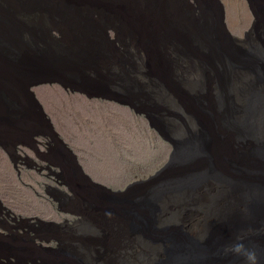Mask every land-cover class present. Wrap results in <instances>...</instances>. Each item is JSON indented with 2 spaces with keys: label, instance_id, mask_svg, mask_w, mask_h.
<instances>
[{
  "label": "water",
  "instance_id": "1",
  "mask_svg": "<svg viewBox=\"0 0 264 264\" xmlns=\"http://www.w3.org/2000/svg\"><path fill=\"white\" fill-rule=\"evenodd\" d=\"M193 1L197 8L192 0H0V148L25 146L36 125L53 127L33 91L47 84L81 93L94 86L129 100L124 104L146 114L173 148L156 175L125 191L107 190L110 195H103L98 207L94 189L88 186L89 195L79 191V209L120 210L129 235L147 250L115 264H244L242 257L222 251L238 235L264 264V0H246L254 21L243 37L230 32L221 0ZM131 40L138 42L130 46ZM149 51L154 56L145 63ZM107 59L114 60L110 68L104 66ZM76 63L86 67L77 72L82 79L67 77ZM118 67L125 71L111 86L91 78L116 75ZM183 86L201 92H183L182 104L176 91ZM141 105L154 110L139 111ZM168 106L189 109L188 115H177L172 130L156 116ZM233 142L242 148L235 147L239 162L223 156L224 150L233 152ZM77 168L93 187L102 188ZM140 186L150 188L139 189V197L129 202L128 191ZM228 203L237 219L228 217L232 225L214 237ZM4 211L0 200V214ZM66 233L80 236L73 241L81 243L59 240L54 251L47 249L50 255L40 257L42 264H96L97 226L80 223ZM1 238L0 264L39 258L29 247L9 246Z\"/></svg>",
  "mask_w": 264,
  "mask_h": 264
},
{
  "label": "rangeland",
  "instance_id": "2",
  "mask_svg": "<svg viewBox=\"0 0 264 264\" xmlns=\"http://www.w3.org/2000/svg\"><path fill=\"white\" fill-rule=\"evenodd\" d=\"M221 1L225 6L226 23L230 32L237 37H243L254 21L248 2L246 0ZM192 3L197 8L193 0ZM131 24L134 27H142L139 21H134ZM110 34L114 39V34ZM134 41L135 44L138 42ZM134 41L131 40L129 45H134L132 44ZM116 45L121 48L118 43ZM152 55L154 56L149 51L147 57H144L145 63H147V60L151 62L150 57ZM107 60L104 66L105 68H110L114 60ZM86 64L88 63H83V66ZM74 65L73 70L67 72V77L70 75L74 78L79 77L82 79L83 76L77 72L81 73L86 67H78L81 66L78 63ZM144 66L143 70L147 73L149 71L148 67ZM116 71H118L116 75L106 73L101 77H94L93 75L94 78H91L95 79L99 84L111 86V82L119 79L125 69L118 67ZM181 89L176 91V97L182 104L186 102L185 98H182L183 92L188 94V96H192V93L196 95L197 91L201 92L200 89L196 92H191L188 86H183ZM119 90L121 91L122 89ZM83 91L84 93L77 90L73 92L72 89L67 88L66 90L57 84H47L34 89L38 101L44 108L47 117L50 118L54 131L62 142L60 149L62 151L68 150L71 153L70 155L77 159V164L80 165L83 172L102 187H93L80 173L79 175L76 174L78 177L75 176L73 178L72 170H68L67 172L70 171L74 179L75 186L72 188L73 191L75 193L80 191L82 194L88 191L85 194L89 195L91 190L88 186H90L94 189L92 194L96 198L99 197L96 200L98 207L101 203L100 198L103 195H110L107 190L112 192L125 191L129 185L138 181H147L150 177L156 175L169 162L173 148L160 136L156 129L151 127L146 114L138 113L135 108L124 104L129 100L119 98L108 91H102L94 86L83 89ZM137 109L139 111L154 110L144 105ZM177 109L168 106L167 113L156 114L161 123L169 130L173 129V122L178 120L179 117L177 115H180V113L184 116L188 115L185 111L189 109L185 110L181 109V107L179 111ZM190 110L196 113L197 118H201L199 115L201 110L198 107L191 104ZM186 134L184 133V135ZM32 138L30 137V141ZM235 147L237 146L233 142V152L224 150L223 156L226 155L227 159L239 162L238 150ZM237 148L241 147L238 146ZM8 155L4 152V149L0 148V200L8 210L14 213L13 219L18 223H33L40 227L41 230L40 233L36 234L24 224V227L13 229V233H10L0 224L2 241L9 246L29 247V253L39 257L34 261L28 259L27 264H42L40 257L50 255L51 253L47 249L54 251L58 247L59 240H62L68 246L71 245L68 241L72 245L81 243L73 241L75 239L80 240V236L66 233L73 226H71L72 222L67 221L65 223V220H71L72 217L57 209L56 203L58 202H55L54 205L45 198L47 196L44 192L45 184L59 187L65 192L63 196L68 194L74 196V193L67 192L57 182L52 183L48 179L40 177L35 171L24 169L21 170V173L17 172ZM63 173L65 172L63 171ZM58 182L63 183L64 180L58 179ZM141 188L146 191L150 187L140 186L128 191L130 193L128 195L129 202L139 197V189ZM230 196L233 198V194ZM118 197L120 196L116 198ZM116 198L115 200H117ZM232 198L229 200H232ZM61 200L64 201V198L61 197ZM203 200L206 201L207 198L204 197ZM67 205H72V203ZM228 206L230 210L226 214L223 224L215 228L214 237L222 235L220 233L221 227L232 225L229 223L228 217L231 220L237 219L235 206L231 208L229 203ZM110 207L112 208L111 212H107L108 210L105 209V211L98 210L91 213L82 208L80 215L76 216V219L78 218L79 220L76 221L75 225L89 222L93 226H97L99 230V234L97 233L94 236V242L92 243L93 246L95 245L93 256H95L96 264H115L117 259L124 255L130 254L135 258L138 255H142V252H147L143 243H137L135 235H129L125 221L121 217V211L113 206ZM174 212L182 219H185L186 216L180 214L179 208L174 207ZM184 214L187 215V213ZM52 222L61 223L57 224L61 226L55 227ZM205 223L201 224V228L205 226ZM112 228L120 232V234H117L118 237L110 232ZM52 229L56 232H53ZM29 238H34V242L30 241ZM10 259L15 262L13 258ZM1 261L7 262L5 260Z\"/></svg>",
  "mask_w": 264,
  "mask_h": 264
},
{
  "label": "flooded vegetation",
  "instance_id": "3",
  "mask_svg": "<svg viewBox=\"0 0 264 264\" xmlns=\"http://www.w3.org/2000/svg\"><path fill=\"white\" fill-rule=\"evenodd\" d=\"M35 131L36 133L33 136L34 139L32 138L31 141H27L25 146L9 148L7 151L4 150V152L9 154L8 156L10 158V161H12L13 166L17 172L21 173V170L24 169L35 171L40 177L42 176L44 179H48L52 183L57 182L58 184H61L60 186H63V188L68 192L69 189L64 185L65 182L59 183L58 179L64 180L61 168L65 165L74 167V169L76 170L75 173L79 175V171L77 168V159L70 155L71 153L68 150L62 151L60 149V145H62V142L54 131V126L50 127L48 125H38ZM10 149L12 150L10 151ZM56 167L60 168L57 169ZM76 177L78 176L76 175ZM44 192L47 194L45 198H47L54 205L55 202H58L56 203L58 210L60 209L61 211H64L68 216L72 217L71 220L66 219L65 223H67V221L72 222L71 226L76 224V221L79 220L78 218L76 219V216L80 214V210L74 205H64L60 202L62 201V189L45 184ZM13 215L14 213L12 212H5L0 214V224L3 225L10 233H13V229H17L21 226L24 227V224L26 223H18L13 219ZM25 226L30 231H34V233L36 234L38 232L40 233V227L33 223H27L25 224ZM29 239L31 241L34 240V238Z\"/></svg>",
  "mask_w": 264,
  "mask_h": 264
},
{
  "label": "clouds",
  "instance_id": "4",
  "mask_svg": "<svg viewBox=\"0 0 264 264\" xmlns=\"http://www.w3.org/2000/svg\"><path fill=\"white\" fill-rule=\"evenodd\" d=\"M34 89H33V91H34ZM37 126L38 125H36L35 128H34V130H33V136L36 133L35 129H36ZM27 141H30V138L27 139L26 142ZM56 168H60V167H56ZM61 170H62V172L63 171L65 172V173H63L64 182H65L64 185L66 187H68V189H69L68 192L74 193V196H71L69 194L66 195V196H63V194H62V197L64 198V201H60V202L63 203L64 205H67L69 203H72V205H74L75 207H77L79 209V207H78L79 204L77 202L79 195H78V193H75L73 191V189H72L75 186L74 179L73 178H75V176H76V173H75L76 170L74 169V167H71L69 165H65L64 167L62 166ZM68 170H72V172H73V178H72V175H71L70 171L67 172ZM78 171H79V169H78ZM63 193H65V192H63ZM79 210H81V209H79ZM5 212H11V211L8 210V211H4L3 213H5ZM79 215L80 214H78V216ZM53 224L57 225L56 223H53ZM74 225H73V227H74ZM52 230H53V232H56L54 229H52ZM25 240H27V239H25ZM244 240H245V237L244 236L238 235L233 243H230V244L225 245L223 247V249H222L223 254L224 255H233V256H236V257H242L244 264H261V259L262 258H261V255L258 253L257 249L255 247H250L247 244H245ZM32 242H34V241H32ZM35 248H37V247H35ZM10 261H11V259H10Z\"/></svg>",
  "mask_w": 264,
  "mask_h": 264
}]
</instances>
